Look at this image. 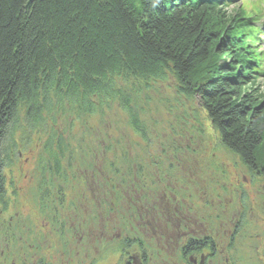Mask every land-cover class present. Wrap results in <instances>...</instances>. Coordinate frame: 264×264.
<instances>
[{
  "label": "rangeland",
  "instance_id": "1",
  "mask_svg": "<svg viewBox=\"0 0 264 264\" xmlns=\"http://www.w3.org/2000/svg\"><path fill=\"white\" fill-rule=\"evenodd\" d=\"M117 85L140 130L117 99L92 114L55 99L28 115L20 103L0 264H131L147 248L148 264H191L183 246L196 233L216 253L210 264H264V178L221 145L199 98L172 74Z\"/></svg>",
  "mask_w": 264,
  "mask_h": 264
},
{
  "label": "trees",
  "instance_id": "2",
  "mask_svg": "<svg viewBox=\"0 0 264 264\" xmlns=\"http://www.w3.org/2000/svg\"><path fill=\"white\" fill-rule=\"evenodd\" d=\"M230 0H0V204L6 147L20 103L41 114L55 99L95 113L126 105L119 80L172 74L196 96L221 145L264 178V92L256 55ZM243 28V29H244ZM254 64H253V63Z\"/></svg>",
  "mask_w": 264,
  "mask_h": 264
},
{
  "label": "flooded vegetation",
  "instance_id": "3",
  "mask_svg": "<svg viewBox=\"0 0 264 264\" xmlns=\"http://www.w3.org/2000/svg\"><path fill=\"white\" fill-rule=\"evenodd\" d=\"M195 234H191L188 239H190V242L188 241L187 243L184 244L183 246V250H184V256L185 257H189V262L191 264H210L209 262L212 261L214 255L216 253H212L209 250V245L208 243V238L207 236H204V233H196ZM196 237V238H190V237ZM202 238V239H201ZM129 243L127 242V246H123V249L120 251L122 252V255H126V250L128 247ZM141 249V248H140ZM147 251V252H146ZM146 251L142 252L143 254L141 255L140 250L139 252H137L139 254V256H135L132 257L130 259V263L131 264H148V255L152 254L153 252L147 248ZM237 255V254H236ZM228 259H226V261L228 262ZM221 264V263H219Z\"/></svg>",
  "mask_w": 264,
  "mask_h": 264
}]
</instances>
